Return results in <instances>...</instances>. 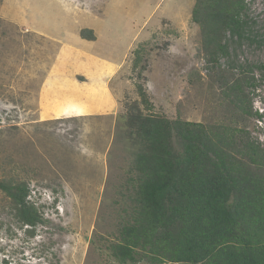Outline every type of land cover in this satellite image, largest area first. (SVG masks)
<instances>
[{
  "label": "rangeland",
  "instance_id": "obj_1",
  "mask_svg": "<svg viewBox=\"0 0 264 264\" xmlns=\"http://www.w3.org/2000/svg\"><path fill=\"white\" fill-rule=\"evenodd\" d=\"M196 2L0 0V179L25 181L42 218L27 228L0 191V264H119L140 88L145 113L234 124L264 149V0H246V37L219 60Z\"/></svg>",
  "mask_w": 264,
  "mask_h": 264
},
{
  "label": "trees",
  "instance_id": "obj_2",
  "mask_svg": "<svg viewBox=\"0 0 264 264\" xmlns=\"http://www.w3.org/2000/svg\"><path fill=\"white\" fill-rule=\"evenodd\" d=\"M246 11V0H197L193 19L213 60L228 55V39L246 37ZM229 89L244 94L239 80ZM139 95L127 118L132 200L111 256L119 264H264V149L234 124L145 113L152 103L142 88ZM0 191L23 225L41 223L25 181L0 179Z\"/></svg>",
  "mask_w": 264,
  "mask_h": 264
},
{
  "label": "crops",
  "instance_id": "obj_3",
  "mask_svg": "<svg viewBox=\"0 0 264 264\" xmlns=\"http://www.w3.org/2000/svg\"><path fill=\"white\" fill-rule=\"evenodd\" d=\"M82 44V43H81ZM100 58V57H99ZM106 75V73L104 74V76ZM110 81V80H109Z\"/></svg>",
  "mask_w": 264,
  "mask_h": 264
}]
</instances>
